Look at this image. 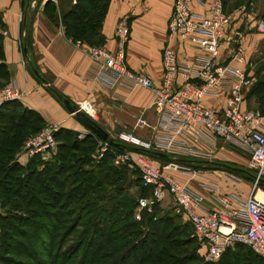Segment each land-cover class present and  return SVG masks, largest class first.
<instances>
[{"label": "built area", "instance_id": "2783aa9c", "mask_svg": "<svg viewBox=\"0 0 264 264\" xmlns=\"http://www.w3.org/2000/svg\"><path fill=\"white\" fill-rule=\"evenodd\" d=\"M43 1L57 4V0ZM192 4L200 5L204 12H194ZM233 23V17L223 9V0H175L167 22L169 36L175 37L178 44L190 45L203 54L187 62L180 59L177 49L165 46L161 52L159 85L127 66L126 46L131 31L125 18L118 20L115 26L114 50L95 45L84 48L95 68L94 80L123 94L140 88L150 91L154 97L157 122L151 129L152 139L146 141L127 132L109 135L113 141L130 146L123 153L114 154L112 164L117 168L136 169L142 186L150 189L148 197L137 199L134 219L139 221L143 211L152 213L155 204L171 208L190 225L192 237L200 242L209 261L219 260L226 251L238 245L250 248L264 259V200L256 196V192L264 195V189L259 187L264 181V114L245 106L246 88L251 87L254 80L245 75L246 50L241 36L234 34ZM255 28L264 33V22L257 20ZM0 36H7V31L0 28ZM218 92L224 96L220 109L204 105L207 97H215ZM22 95L15 81L0 86V108L4 103L19 101ZM79 109L97 121L90 107ZM143 123L141 119L137 121V125ZM58 129L46 126L29 136L17 155L18 161L27 162L36 155L44 156L55 150L54 134ZM79 134L84 137L88 133ZM217 138L249 155L246 168L253 175V183L248 197L235 193L217 194L216 188L204 186L214 208L204 206L205 195L192 191L168 174L171 170L188 168L173 162L162 165L142 152L163 153L174 161L181 157L211 161L209 153L191 144L212 143ZM109 147L107 142L99 141L93 157L103 158ZM3 214L0 200V215Z\"/></svg>", "mask_w": 264, "mask_h": 264}, {"label": "trees", "instance_id": "16d2710c", "mask_svg": "<svg viewBox=\"0 0 264 264\" xmlns=\"http://www.w3.org/2000/svg\"><path fill=\"white\" fill-rule=\"evenodd\" d=\"M108 5L109 0H76L60 15L64 36L73 43L103 46L101 28ZM43 8L58 21L55 5L48 1ZM27 42L29 52L28 37ZM25 57L36 80L44 84L34 74L36 71L44 79L34 60ZM254 76L245 100L253 99L255 109L264 114V63L257 67ZM7 83L9 71L0 36V86ZM45 88L65 108L60 97L67 98L51 86ZM44 124L37 112L18 101L4 103L0 108V200L4 210L0 233L8 230L0 240V264H206L196 256L197 239L183 237L184 233L173 223L174 216L159 215L157 204L152 213L143 211L139 221L134 219L137 199L148 197L150 189L142 186L137 174L134 182L138 191L137 196L133 195L129 191V167L112 166L114 154L129 147L113 141L104 157L96 160L92 157L98 141L95 136L88 133L79 140L76 132L59 128L54 134L57 146L51 160L42 162L45 155H36L27 162L14 159L24 141ZM142 152L160 164L173 161L163 153ZM175 162L190 166V161ZM230 166L251 176L226 171L253 182L247 168ZM259 187L264 189V181ZM71 204H76V212ZM240 246L243 245L233 252L226 251L220 264H264V259L250 248L257 257L251 258L250 251L243 256Z\"/></svg>", "mask_w": 264, "mask_h": 264}, {"label": "crops", "instance_id": "0c3cea01", "mask_svg": "<svg viewBox=\"0 0 264 264\" xmlns=\"http://www.w3.org/2000/svg\"><path fill=\"white\" fill-rule=\"evenodd\" d=\"M174 1L109 0L102 22L103 47L114 50L115 26L118 20L127 19L131 35L126 46V64L129 69L153 79L156 85L161 82V51L165 46L177 49L180 59L187 62L203 54L202 51L190 45L178 44L175 37L169 36L167 22ZM205 1L211 2L212 0ZM46 2L48 1L0 0V28L7 31V36H2V43L5 64L9 71V82L15 81L23 93L18 102L23 107L37 112L44 120V127L56 126L57 128L80 130L81 126L74 116L68 113L46 90L45 86H51L76 107H90L91 113L97 118L96 122L106 130L115 131L119 128L120 132L128 131L129 133L130 131L131 134L135 133L137 137L146 141L152 139L151 129L157 122V113L153 107V94L140 88L123 94L120 90L108 89L94 80L92 73L95 68L84 53V48L88 45L82 42L73 43L67 39L59 21L60 15L74 5L76 0H57V22L44 11L43 5ZM191 8L196 13H202L205 10L198 4H192ZM244 15L240 18H233L234 34L241 36L246 50L248 64L244 67L245 75L255 82L252 61L255 56H260L261 49L258 47L264 40V33L258 32L255 28L257 20L247 13ZM22 26L26 28L23 29ZM27 37L30 41V51L28 52L27 42V54L24 53V55L23 41L24 38L27 40ZM232 47L233 43L230 44V48ZM27 55L34 60V64L47 85L36 80L29 69L28 58L25 57ZM249 88H246V91ZM223 98V93L218 92L217 96L207 97L203 103L209 108L218 110L224 104ZM245 106L255 109L254 100H246ZM140 119L144 122L143 125H137ZM191 147L209 153L211 161L181 157L179 159L182 161H190L193 169L180 163L188 170H171L168 174L192 191L205 194L204 206L206 208L215 207L205 190L206 185L216 188L217 194L235 193L242 197H248L251 194L253 182L216 165V163L229 166L235 164L246 168L249 155L218 138L212 143L193 142ZM198 161L205 163H198ZM194 167L198 168L194 169ZM234 172L238 173V171ZM260 194L261 192H256L258 198Z\"/></svg>", "mask_w": 264, "mask_h": 264}, {"label": "rangeland", "instance_id": "374dc122", "mask_svg": "<svg viewBox=\"0 0 264 264\" xmlns=\"http://www.w3.org/2000/svg\"><path fill=\"white\" fill-rule=\"evenodd\" d=\"M51 3V2H50ZM53 5H57V4H53ZM225 6V8H224ZM224 6H223V9L225 11L226 14L228 15H231L233 18H237V17H243L245 16L244 13H247L248 15H250L252 18H254L255 20H260L262 22H264V0H224ZM60 21V20H59ZM61 25V24H60ZM62 27V26H61ZM261 49V51H259L260 53V56H255V58H253V65H254V71L257 70V67H259L260 65H262L264 63V40L261 41V45H259V47ZM255 63H257L255 65ZM79 123V122H78ZM80 124V123H79ZM80 130H73V129H69V130H72L74 132H76V137L77 139L79 140H83L85 139L86 136L84 137H80V134L79 133H83V132H86L87 130L80 124ZM100 126L107 132L109 133L110 136H113L115 134V131L113 130H106L101 124ZM128 132V131H127ZM129 134L130 131H129ZM133 135L136 136L135 133H132ZM117 142V141H116ZM119 143V142H118ZM121 144V143H120ZM121 145H124V144H121ZM126 147H130V146H127V145H124ZM95 151H94V154L97 150V147H99V140L97 141L96 143V146H95ZM22 149V147H21ZM21 149H19V151L16 152L15 156H14V159L17 158V155L19 154V152L21 151ZM124 151V150H123ZM122 152H116L115 154H120V153H123ZM94 154H92V157L94 156ZM53 157V151H51V154H46L44 157L41 158L42 162H46L48 160H51V158ZM114 157V156H113ZM172 159V158H171ZM160 163V161H158ZM173 163H177L175 162L174 160L171 161ZM162 164V163H161ZM179 164V163H177ZM162 165H165V163H163ZM113 167H115L113 164H112ZM182 166V165H180ZM184 166H187L188 168H192L193 169V166H188L186 164H184ZM197 168V167H194V169ZM246 169V168H245ZM129 170L130 172L128 173V177L130 179V193H132L133 195H136L137 196V187H136V183L134 181L138 180V171L132 167H129ZM109 189V188H107ZM205 195V194H203ZM261 196H259V198L261 197V200H264V195L261 193L260 194ZM263 195V196H262ZM263 197V198H262ZM71 207H74V212H76V204H71ZM75 214V213H74ZM164 214H168V217H173V223L175 225H178L179 227V230H181L185 236L183 237H186V235H188L189 237L193 238L192 237V231L188 225V223H186L178 214H176L171 208H160V213L159 215H164ZM85 217V216H84ZM90 217L89 216H86L85 219H89ZM8 230H1V233H0V240L3 239V236L5 235V233H7ZM78 231H81V229H78ZM199 244V248L197 250V258L200 259V261L202 263H206V264H220V261L217 260V261H209L206 259L205 257V254H204V250L202 249L201 247V244L200 242L198 243ZM235 249H237V247H235ZM234 249V250H235ZM234 250H229L230 252H233ZM238 250H240L242 252V255L243 256H247L248 254V251L249 248L246 247V246H240L238 247ZM251 252V251H250ZM250 256V255H249ZM256 258L257 256L254 255L252 252H251V258ZM256 264V262H254Z\"/></svg>", "mask_w": 264, "mask_h": 264}, {"label": "water", "instance_id": "95a60500", "mask_svg": "<svg viewBox=\"0 0 264 264\" xmlns=\"http://www.w3.org/2000/svg\"><path fill=\"white\" fill-rule=\"evenodd\" d=\"M24 47H23V52L26 54L27 53V40L26 38H24ZM34 74L40 79V81L44 84H46L45 80L42 79L39 74L34 71ZM61 99V102L63 103V105L65 106L66 110L68 113H70L72 116H74V118L76 119L77 122H79L87 131V133H89L90 135L95 136L96 139H98L101 142H107L109 145L113 144V139L109 136V134L97 123L95 122L91 117H89V115L80 110L78 107H76L75 105H73L69 100L67 99ZM120 129L117 128L115 130V133H119ZM159 155H163V154H159ZM165 156V155H164ZM216 165H219L221 168L227 169V170H233V171H243L244 173H246L247 175H250V173L241 170L239 168H235V167H231L229 165H226L224 163H216Z\"/></svg>", "mask_w": 264, "mask_h": 264}, {"label": "bare ground", "instance_id": "6f19581e", "mask_svg": "<svg viewBox=\"0 0 264 264\" xmlns=\"http://www.w3.org/2000/svg\"><path fill=\"white\" fill-rule=\"evenodd\" d=\"M260 199V198H259Z\"/></svg>", "mask_w": 264, "mask_h": 264}]
</instances>
